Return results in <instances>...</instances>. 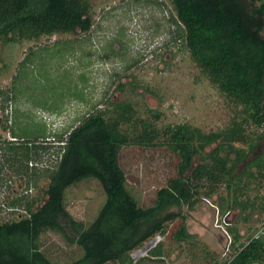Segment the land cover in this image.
Here are the masks:
<instances>
[{
	"label": "rangeland",
	"instance_id": "374dc122",
	"mask_svg": "<svg viewBox=\"0 0 264 264\" xmlns=\"http://www.w3.org/2000/svg\"><path fill=\"white\" fill-rule=\"evenodd\" d=\"M88 1L93 26L87 33L0 41V146L14 141L11 131L19 126L33 134L46 127L49 137L34 139L38 148H32L29 163L32 191L28 193L31 199H42L63 152L64 142L58 136L76 127L89 112L104 111L107 118L120 119L131 137L150 123L161 133L158 143L165 141L162 132L169 126L187 124L211 134L239 125L247 140L228 148L236 163L231 189L223 184L194 209L175 208L185 221L169 223L166 236L136 251L131 259L109 264H212L208 254L218 261L232 258L234 240L228 227L238 230L243 244L264 231V127L221 92L183 41L172 39L177 17L172 0ZM6 93L11 95L8 104ZM124 116L131 121L127 123ZM13 154L0 150V204L27 194V178L15 175L7 163ZM120 164L143 208L151 207L157 192L177 175L175 155L161 144L125 146ZM222 197L231 206L226 217L220 207ZM106 200L95 180L66 192L68 211L85 224L97 218ZM22 213L4 209L0 222L20 220ZM182 224L189 235L186 242L176 238ZM41 242L53 261L64 263L83 256L81 247L59 233H44ZM159 243L165 260L147 259L149 249Z\"/></svg>",
	"mask_w": 264,
	"mask_h": 264
},
{
	"label": "trees",
	"instance_id": "16d2710c",
	"mask_svg": "<svg viewBox=\"0 0 264 264\" xmlns=\"http://www.w3.org/2000/svg\"><path fill=\"white\" fill-rule=\"evenodd\" d=\"M172 2L177 12L172 39L183 41L221 92L244 106L252 121L264 127V0ZM92 26L88 0H0V41L87 33ZM10 96L5 95L7 104ZM124 118L127 123L131 121V117ZM38 130L33 134L28 127L19 126L18 131H11L14 141L0 146L1 151L15 153L6 158L7 163L15 175L28 180L27 194L0 204V211L23 212L20 220L0 222V264H109L131 259L158 236H166L169 223L186 220L175 208L194 209L203 197L217 194L223 184L231 189L236 163L228 148L233 142L247 140L239 125L222 133L205 134L181 124L167 127L162 132L165 141L158 143L161 133L150 123H144L142 131L131 137L123 131L120 119L107 118L104 111L89 112L76 127L58 136L64 145L56 171L43 189V198L31 199L29 163L33 149L38 148L34 139L49 137L46 127ZM160 144L175 155L177 175L157 192L151 207L143 208L129 189L120 164L121 151L129 145ZM86 180L98 181L107 195L97 218L89 224L75 220L66 203L67 190ZM220 207L223 215L231 211L224 197ZM228 230L234 240L233 256L218 261L208 254L212 264H264V234L252 236L243 244L237 229ZM47 232L59 233L77 244L83 256L64 263L51 260L42 249L41 237ZM176 238L188 240L183 224ZM164 256L163 244L159 243L149 249L146 258L163 262Z\"/></svg>",
	"mask_w": 264,
	"mask_h": 264
},
{
	"label": "built area",
	"instance_id": "2783aa9c",
	"mask_svg": "<svg viewBox=\"0 0 264 264\" xmlns=\"http://www.w3.org/2000/svg\"><path fill=\"white\" fill-rule=\"evenodd\" d=\"M30 191H32V189H30ZM26 193H27V191H26ZM226 216H227V215H226ZM226 216H225V217H226ZM20 217L22 218L21 215H20ZM260 234H264V231H262ZM260 234H259V235H260ZM230 236H231V235H230ZM230 236H229V237H230ZM159 237H161V236H158L157 238H159ZM157 238H156V239H157ZM230 239H232V238L230 237Z\"/></svg>",
	"mask_w": 264,
	"mask_h": 264
}]
</instances>
